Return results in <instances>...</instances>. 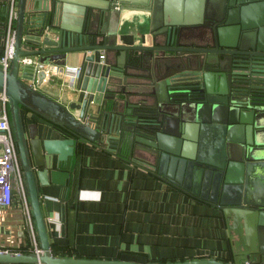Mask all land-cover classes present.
Returning <instances> with one entry per match:
<instances>
[{
  "label": "water",
  "instance_id": "1",
  "mask_svg": "<svg viewBox=\"0 0 264 264\" xmlns=\"http://www.w3.org/2000/svg\"><path fill=\"white\" fill-rule=\"evenodd\" d=\"M175 5L18 0L0 94L42 253L0 252V264H134L52 252L37 181L47 186L48 168L68 163L79 142L107 147L221 213L226 253L159 264H264V0H190L185 14ZM132 13L150 21V45L118 43L121 19ZM74 54L85 97L66 106L40 88ZM35 117L53 129L43 132Z\"/></svg>",
  "mask_w": 264,
  "mask_h": 264
},
{
  "label": "crops",
  "instance_id": "2",
  "mask_svg": "<svg viewBox=\"0 0 264 264\" xmlns=\"http://www.w3.org/2000/svg\"><path fill=\"white\" fill-rule=\"evenodd\" d=\"M172 1L182 14L190 5V0ZM0 14L8 22L9 1L0 0ZM3 38L1 34L0 53ZM150 42L148 18L134 13L122 17L120 45ZM66 67L80 70L76 54L68 57ZM40 90L66 106L81 104L85 97L77 81L72 84L62 75L48 79ZM38 122L43 132L50 126ZM53 136L60 138L58 133ZM55 165L48 168L47 186L37 181L45 217L52 220L49 236L55 256L159 264L219 257L230 248L218 210L162 183L107 147L79 142L68 163ZM30 225L21 205L0 209V249L31 252Z\"/></svg>",
  "mask_w": 264,
  "mask_h": 264
},
{
  "label": "built area",
  "instance_id": "3",
  "mask_svg": "<svg viewBox=\"0 0 264 264\" xmlns=\"http://www.w3.org/2000/svg\"><path fill=\"white\" fill-rule=\"evenodd\" d=\"M10 2V14L7 22L6 35L3 38L4 49L0 53V67L5 71H9L11 67V58L14 51V21L16 17V5L18 0H8ZM103 60L104 56H100ZM23 63H30V60H23ZM57 75H62L72 84H74L79 76V69L72 67L54 68ZM16 192L25 203V210L30 220V234L33 241L32 251L36 255L42 253L37 233L32 224L31 209L28 206L27 185L24 172L20 160L17 143L10 122L9 102L8 98L0 94V209H9L16 205ZM0 252H8L1 250Z\"/></svg>",
  "mask_w": 264,
  "mask_h": 264
},
{
  "label": "trees",
  "instance_id": "4",
  "mask_svg": "<svg viewBox=\"0 0 264 264\" xmlns=\"http://www.w3.org/2000/svg\"><path fill=\"white\" fill-rule=\"evenodd\" d=\"M6 26H7V19H5V17H2V15L0 14V36L5 31ZM24 112L27 113V110ZM26 253H30V252L25 251L23 254H26Z\"/></svg>",
  "mask_w": 264,
  "mask_h": 264
},
{
  "label": "rangeland",
  "instance_id": "5",
  "mask_svg": "<svg viewBox=\"0 0 264 264\" xmlns=\"http://www.w3.org/2000/svg\"><path fill=\"white\" fill-rule=\"evenodd\" d=\"M15 200H16V204H17V205H21L22 208L25 209V208H24V207H25V203L22 201L21 196H20L19 193H17V192H16ZM27 204H28V206H30V204H29V198H28V203H27Z\"/></svg>",
  "mask_w": 264,
  "mask_h": 264
},
{
  "label": "flooded vegetation",
  "instance_id": "6",
  "mask_svg": "<svg viewBox=\"0 0 264 264\" xmlns=\"http://www.w3.org/2000/svg\"><path fill=\"white\" fill-rule=\"evenodd\" d=\"M9 112H10V111H9ZM23 115H24V117L27 116L28 118H31V117H32V114L29 113V112H27V113L23 112ZM17 147H18V146H17Z\"/></svg>",
  "mask_w": 264,
  "mask_h": 264
}]
</instances>
